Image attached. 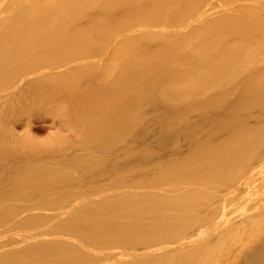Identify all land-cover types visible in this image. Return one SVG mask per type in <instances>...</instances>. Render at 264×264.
I'll return each instance as SVG.
<instances>
[{
	"label": "bare ground",
	"instance_id": "obj_1",
	"mask_svg": "<svg viewBox=\"0 0 264 264\" xmlns=\"http://www.w3.org/2000/svg\"><path fill=\"white\" fill-rule=\"evenodd\" d=\"M213 1L0 0V44L51 31L59 46L49 57L0 51V79L19 76L23 66H14L22 60L83 62L60 74L58 89L45 88L43 75H53L43 73L0 97L1 140L15 139L6 126L15 114L57 99L76 138H61L71 148L56 152L57 160L45 153L1 167L0 264H139L113 263L122 256L103 257L98 247L124 246L125 258L154 236V264H241L257 250L264 239V113L248 122L254 108L264 112V72L255 69L264 56V3L240 0L249 8L202 12ZM237 94L243 97L234 104ZM178 127L192 143L188 157L172 165L161 157L175 147ZM97 155H118L139 173L158 170L130 189L185 180L190 208L156 227L155 198L126 191L63 212L81 188L83 170L75 168Z\"/></svg>",
	"mask_w": 264,
	"mask_h": 264
},
{
	"label": "rangeland",
	"instance_id": "obj_2",
	"mask_svg": "<svg viewBox=\"0 0 264 264\" xmlns=\"http://www.w3.org/2000/svg\"><path fill=\"white\" fill-rule=\"evenodd\" d=\"M260 1H261L260 3H264V0H260ZM224 4H228L229 6H234L239 11H242L244 8L248 7L243 5L244 3L240 2V0H214L211 5L202 8V12L210 13L213 7ZM251 9L255 12L260 11L252 7ZM263 15H264V11H263ZM53 35L54 32L48 31L45 32V37L43 39L41 40L34 39L31 40L30 42L28 41L19 42V44L21 45H18L17 42L5 44L4 41H1V43L4 44H0V51L12 53V54L17 53L26 56L32 54L40 56L45 54L47 55V57H49L53 53V52L51 53V51L59 50V46L55 42V39L52 40ZM46 44H49V47H46L45 46ZM44 48H48L49 50L47 52L50 53H43L42 51ZM82 63H83L82 61L75 62V61H65L61 59L58 60L57 62H53V60H47V61L41 60V61H37L36 63H27L24 62V60L16 62L15 63L16 65L14 67L16 69H21V67L23 66V71L19 76L13 78H11L12 77L11 76L0 79V97L4 98L2 99L4 101L6 99L5 95H8L14 90L16 91L19 85H23V84L25 85L28 82L31 83L32 81H36L39 75L43 73H50L51 75H53L50 78H47L43 75V82L45 88L55 87L58 89L60 88V82L65 79V78L61 79L60 74L63 71L75 67L77 65H80ZM257 67H258V73L264 72V56L262 60L257 64L255 69ZM244 82H247L246 79L242 81V85L244 84ZM32 90L38 91L34 89ZM35 96H36L35 93L31 94V97H35ZM8 97L9 96H7V98ZM242 97H243L242 94L235 95L233 99L236 100L233 103L234 104L238 103V99H241ZM58 102L59 99H57L54 102L47 103L48 107L46 109L45 108L43 110H39L37 108L28 109L25 112H19L18 114H15L16 116L14 115V117H12L13 121L11 120L12 121L11 124L9 122V124H6V126L10 127L9 131L13 135L10 134L9 132L8 133L11 135V137H15V139L12 141L7 139L1 140V137L3 136H0V169L1 167H5L10 164H13V162L15 163L23 162L27 157L41 156L42 154L45 153L49 154L50 156L48 158L49 160L52 159L57 160L58 156L56 155L58 154H56V152L61 153V151H63L61 149H66L68 151L71 148L70 144L67 145L60 144L62 141L61 138H65V139L67 138L69 140H72V142H75L76 138L74 132L70 130V128H67L68 125L65 124L66 122L64 118L67 114L66 111L64 110V106H61V103L63 102L65 103V101L61 102L60 104ZM263 113L264 112H260L254 108V110L250 112V117L252 118L248 123L256 124L261 122L262 120L261 116ZM197 116H199L198 113ZM257 127H261V126L258 125ZM25 129L26 130L29 129V130L26 131ZM174 132L177 134V136L175 134V140H176L174 141L175 147L169 145L162 153V157H161V161L164 162L168 161L170 164L174 162L177 163L179 160L183 159L184 157H188L187 153L189 152L191 147L190 143H192L191 138L188 137L186 132L183 133V130L180 127L176 128V130L174 129ZM225 133L226 132H224L223 135L221 133L220 134L223 137ZM54 134H58V135H56L55 137ZM16 135L17 137L19 136V138H16ZM139 143L140 141H137L134 145H138ZM121 145L122 144L120 142L117 144L116 146L117 151L120 149ZM97 151H98L97 153L101 152L99 148L97 149ZM131 161L137 162V160H131ZM121 162L122 160L118 157V155L111 160L105 159L104 155H97L96 158L83 162L82 163L83 166L75 168V171H78V169L83 170L82 176H78L76 179L78 180L76 183L81 182L80 184H78V187L81 188L76 189L74 191V194H71L73 196L72 199H67L64 201L65 205L63 206L66 208H64L65 211L63 212H70L71 210H77L84 206L91 205V203H101L106 198H115L119 196V194H124L126 191L132 192L135 195L150 194L152 197L155 198L156 202H155L154 212L157 217V220H155L156 227H158V225L159 226L161 225L162 222L160 221L161 218L166 220L170 218L171 213L172 214L174 213L177 216L179 213L181 212L183 213V211L186 210L187 208H190L189 201H187V197H186L188 196L190 191L187 188V183H185V180L171 179L166 183H162L157 180L154 183H143L145 186L136 189H130L129 188L130 185H132L133 183H139L144 178H149L150 176L158 172V170L152 169L149 170L148 172L139 173L133 170L132 168H127L128 166L124 167L121 164ZM71 192L72 191L67 192V194ZM216 192L217 190L213 191L214 194ZM211 201L212 204L217 203V199L214 200V198H212ZM198 203L199 202H193L194 205L196 204L197 208L199 206ZM200 210L202 211L203 209ZM40 213L42 215L49 214V212L46 210H43ZM26 215H30V214H26ZM8 229L11 230L13 229V227H8ZM24 232L26 231L24 230ZM262 237L264 238L263 235ZM155 241H156L155 236L152 237L151 240H140V242L134 246V250H127L129 252L127 253L125 258H123L122 255L123 252L121 253V248L123 249L124 246H118L117 244L113 243L105 246H99L98 248L102 252L103 257H107L105 255H108V257L116 259L122 256L120 259H116V261H114L113 263L121 260L128 262L127 260L124 259H131L133 262H138L139 264L141 263L154 264L153 251H154ZM258 241L256 247L257 250H254L253 253H250L249 255L250 258L249 257L248 259L246 258L247 261L246 259H244L246 262H244L243 260L241 264L244 263L248 264L249 262H250L249 264H256V263L264 264V252H263L264 239L262 241L259 242ZM126 249L128 248L123 249V251ZM137 260H140L141 263ZM257 260L259 261L257 262ZM93 264H102V262L98 261Z\"/></svg>",
	"mask_w": 264,
	"mask_h": 264
}]
</instances>
